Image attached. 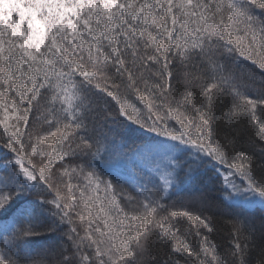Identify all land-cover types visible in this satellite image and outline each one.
<instances>
[{"label":"snow or ice","instance_id":"1","mask_svg":"<svg viewBox=\"0 0 264 264\" xmlns=\"http://www.w3.org/2000/svg\"><path fill=\"white\" fill-rule=\"evenodd\" d=\"M254 253L264 0H0V264Z\"/></svg>","mask_w":264,"mask_h":264},{"label":"trees","instance_id":"2","mask_svg":"<svg viewBox=\"0 0 264 264\" xmlns=\"http://www.w3.org/2000/svg\"><path fill=\"white\" fill-rule=\"evenodd\" d=\"M135 139V137L130 136L129 140ZM237 182H239V179L237 178ZM222 181L217 178L209 179L208 177L202 178V183H198L194 187L200 188V189H207L208 194L212 197H217L220 195V189L222 188ZM198 207V205H193V208ZM179 210V209H178ZM225 220L227 218H224ZM220 231L217 232L214 236L210 237V239L217 244L220 247V250L227 248L229 246L230 241V228L227 224H225L223 221H221V224L219 225ZM253 260V264L255 262V253L251 257Z\"/></svg>","mask_w":264,"mask_h":264}]
</instances>
